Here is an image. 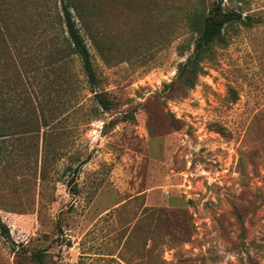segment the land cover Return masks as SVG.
<instances>
[{
  "label": "rangeland",
  "instance_id": "rangeland-1",
  "mask_svg": "<svg viewBox=\"0 0 264 264\" xmlns=\"http://www.w3.org/2000/svg\"><path fill=\"white\" fill-rule=\"evenodd\" d=\"M222 2L259 22L182 90L201 0H90L93 85L58 0H5L0 264H264V0Z\"/></svg>",
  "mask_w": 264,
  "mask_h": 264
},
{
  "label": "trees",
  "instance_id": "trees-1",
  "mask_svg": "<svg viewBox=\"0 0 264 264\" xmlns=\"http://www.w3.org/2000/svg\"><path fill=\"white\" fill-rule=\"evenodd\" d=\"M203 2L204 0H201L200 5L195 6L188 15V27L195 34L192 50L177 65L174 79L171 81V85H174L173 89L186 90L194 86L198 76L203 73V60L211 57L215 45L223 44L226 41L224 31L226 26L238 24L250 27L259 22V18L254 14L243 13L240 7H225L222 0H211L208 6H204ZM235 2L240 5L241 0H235ZM58 3L55 17L63 29V42L78 56L88 82L93 85L95 75L90 53L77 25V22L85 25L86 10L89 8L90 0H58ZM6 4L5 0H0V9H4ZM2 12L3 10L0 11V19ZM2 38L4 39V36L0 31V41L3 40ZM92 92L93 98L100 108H109L108 101L101 91L92 90ZM0 226L4 227L1 221ZM30 256L34 264H44V251L36 250Z\"/></svg>",
  "mask_w": 264,
  "mask_h": 264
}]
</instances>
